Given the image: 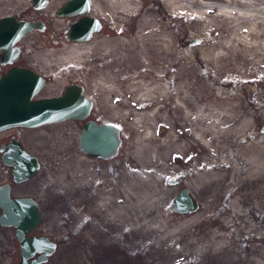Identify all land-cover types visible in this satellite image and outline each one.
Wrapping results in <instances>:
<instances>
[{
    "label": "bare ground",
    "instance_id": "obj_1",
    "mask_svg": "<svg viewBox=\"0 0 264 264\" xmlns=\"http://www.w3.org/2000/svg\"><path fill=\"white\" fill-rule=\"evenodd\" d=\"M91 1L90 11L96 12L91 15L97 18L102 7L97 5V0H94V5L93 0ZM65 2L49 0L47 6L34 10L27 0H0V13L10 12L7 13L8 16L15 18L16 11L21 10L22 13L27 12L29 18L43 17L49 21V31L52 34H61L66 28L65 18L75 16L57 15L58 7ZM104 2L113 5L111 18L115 22L112 25L114 28L119 21L128 22L135 17L129 33L124 34L119 28L117 31L115 28L105 35H96L98 31H95L89 39L82 41H69L64 37L57 42L64 45L59 50V58L91 62L90 57L95 62L88 66L91 69L101 65L104 56L112 57L113 61L100 69L110 71L111 79H103L104 82L101 80L99 83L105 91L111 93V98L105 96L104 100L115 115L124 119L132 118V130L130 133L125 132L126 137L131 138L132 151L127 158L132 163L114 161L109 168L96 174L90 166L83 163L82 157H74L69 149L63 159L70 169L65 171L78 176L69 188L72 193L70 199L64 200L67 199V204L78 210L76 215L77 218L80 217V221L77 228L86 230L94 219H98L102 228H122L133 231L135 236H140L141 232L156 231L158 243L174 237L177 232L192 224L191 219L179 220L170 228L172 224L168 222L171 218L167 212L152 216V212L149 214L156 202L161 205L160 201L164 202L173 196L174 189L163 187L159 180L162 174H174L177 169L174 162L179 161L183 155L187 154L185 158L198 156L196 161L188 159L189 163L185 168L189 179L185 177L186 180L182 182L184 188H212L213 184L220 183V190H227L229 183H235L241 176L257 180V176L264 173V151L258 142H239L244 134L253 130L255 121H264V0H211L209 4H201V0H168L171 10L178 7L190 10L192 5L197 7L201 4L193 15L198 27L188 30L205 31L208 36L202 44L191 47H185L184 36L179 35L178 29H172L169 24L164 23L156 15L154 8L147 7L141 12L137 0ZM245 8L246 11H243ZM214 11L216 14H212ZM225 16L237 18H234L232 24H228ZM210 23L214 25L212 28L208 27ZM62 28L64 29L60 30ZM36 29L27 31L20 38L39 45L40 37L33 32ZM44 33L39 32L41 37ZM214 36L220 39L216 40ZM49 44L54 43L49 41ZM55 50L57 49H43L38 55L47 56ZM89 54L92 55L87 56ZM125 58L130 63L132 72L128 76L121 75L122 79L138 77V70L143 73L138 79L124 83L125 89H122L116 86L113 71L126 62ZM45 69L42 71H46ZM239 72L240 81L254 83L256 87L245 89L238 86L230 89L231 76ZM79 85L84 87L83 84ZM53 89L46 87V91ZM144 100L150 104L148 110H142L145 102L141 101ZM154 121L166 125L167 132L163 135L154 133ZM59 139L66 142L70 137L64 132ZM197 147L200 149L197 150ZM120 164V174L116 175V171L111 169ZM255 186L257 193L263 185L257 180ZM237 188L236 192L229 189L226 195L225 204L229 207L230 215L233 221L240 220L244 232L254 230L259 235L262 231H255L250 216L243 208L248 194L242 193L241 186ZM187 189L197 200L190 189ZM250 207L251 210H259L260 205L255 202ZM195 212L197 211L183 215L189 216ZM91 213L96 218H92ZM86 231L84 235H88ZM194 236L195 231H191L176 251L188 250L189 253L197 254L206 248L215 249L226 244L217 236L210 238L208 243H199ZM225 263H237L230 250ZM248 263L264 264V259L252 254L245 262Z\"/></svg>",
    "mask_w": 264,
    "mask_h": 264
},
{
    "label": "rangeland",
    "instance_id": "obj_2",
    "mask_svg": "<svg viewBox=\"0 0 264 264\" xmlns=\"http://www.w3.org/2000/svg\"><path fill=\"white\" fill-rule=\"evenodd\" d=\"M167 1L168 0H137L141 6V12L147 7H152L155 9L156 15H158L164 23L169 24L172 29H178L179 35L184 36L185 47L202 44V41L208 36L207 32H192L188 29L195 30L198 27L197 22L194 20L195 17L193 16L194 10L200 8L201 4H209L211 0H201L199 6L196 7L192 5L190 10L181 9L179 7L175 10H171L168 7ZM96 2L98 3L97 5H101L102 7L101 12L99 14L97 13V18L101 21V28L96 35H105V33H110L115 30V28L116 31L117 28H119L124 34L129 33V30H131L134 25L135 17L128 22L119 21L114 28L112 25L115 22L111 18L113 5L104 2V0H97ZM27 3L30 5V0H27ZM243 11H246V8L243 9ZM16 12L22 13L21 10ZM7 13L10 12L5 11L0 13V15ZM91 13L96 14V12L89 10L88 14L93 16ZM212 14H216V11ZM226 18L228 19H226L225 22L232 24L234 18H237V16H228ZM213 26L212 23L208 25L209 28ZM49 27L50 23L47 28L48 33L45 32L43 37H41L39 32L36 33V35L40 37L38 42H41L37 46L30 44L25 38L21 39L23 49L20 62L33 67L46 78V84L37 94V97L57 96L61 94L70 83L83 84L87 96L93 100V107L87 118L95 119L98 122H110L116 125L119 128L121 143L116 154L110 158L88 157L79 150L77 144L78 135L84 121L80 122L70 119L33 128H10L0 132V146L8 143L12 136L18 138L29 152L37 155L41 164L39 170L31 179L15 184L11 181L10 169L2 164L0 158V184L10 182L14 195L31 196L36 199L39 204L41 220L36 228L32 230V233L47 236L57 244L55 251L49 256L48 260L42 264H227L225 263V257L229 250L232 256L237 259L236 264H245L252 254H257L261 259H264V173L257 176L258 182L263 185L258 189L257 193H255V184L257 182L255 179L248 180L241 176L235 183H229V181L226 180V182L229 183V187L227 188L236 192L238 189L237 186H241L242 193L248 194V196H246L247 200L244 202L246 204L243 203V208L250 216L249 218L254 224L255 231L257 229L262 231V233L260 232V234L257 235L254 233V230L251 232H244V229L239 223L240 220L238 221V219H235V221H233L229 207L225 204L229 189L220 190V187H222L220 183L213 184L212 188L202 187L194 189L191 186L187 187L199 202V208L194 214L184 216L185 214H177L172 210V198L185 187L182 182L185 181V177H187V170L185 167L188 166V159L191 158L196 161L198 157L189 156V158H185L187 154L179 158V161L174 162L176 163V165H174L177 169L174 171L173 175L167 174L165 176L162 174L160 176V185L174 189L173 196L164 202L160 201L161 205H157L158 202H156L149 212V214L152 212L151 216L157 213L167 212L169 218H171V221L168 222L172 224L170 228L175 226L179 220H192V224H189L188 227L177 232L174 237L156 243L158 237L156 231L151 230L147 233L141 232L140 236H135L133 231H125L122 228L108 230L102 228L103 225H100L98 219H94L93 223L87 226L86 230L88 231V235H84L86 231L84 228H77V224L80 221V217L77 218L76 215L78 210H76V207L67 204V199L64 200V198L70 199L72 193L69 188L74 183V178L78 175H74L70 171H65L69 170L70 166L65 163L63 158L70 149L74 157L76 155L82 157L83 163L90 166L96 174L109 168L114 161H121L122 164L127 163V161L128 163H132V161L127 158L128 153L132 151L130 144L131 138L128 139L125 135V132L130 133L132 130L130 127L132 118L124 119L121 116L115 115L114 111L107 106L104 100L105 96L111 98V93L105 91L99 82L103 79H111V74L110 71H100V69L102 66L111 63L113 61L112 57L109 58V56H104L101 65H96L95 67H91V69H89L88 66L95 62L94 60L92 61L90 57L89 59L91 62L78 59H72L70 61L60 59L59 50L62 49L64 45L62 43L49 44V41L55 37V35L49 31ZM214 38L216 40L220 39L218 36H214ZM51 48L57 50L47 56L43 54L38 55L41 50ZM91 55L92 54H89L87 56ZM48 61L49 64L47 63ZM124 61L126 62L113 71L115 72L113 77L116 79V86L118 85L122 89H125L123 88L124 83L128 84L134 79H138L143 73L138 70V77L124 78L125 80L122 79L121 75L128 76L132 72L128 60L125 58ZM43 69L46 71H42ZM240 76V72L231 76L230 89H234L238 86L245 87V89L256 87L254 83H244L240 81ZM46 87H53L54 89L52 91H46ZM141 102H145L143 103L144 109L142 110H148L150 106L149 102L146 100ZM255 123L253 130L244 134L242 141L239 142L244 144L252 140L257 141L261 150L264 151V127H262L264 121H255ZM153 131L158 135H163L167 132V126L154 121ZM64 132L70 137L66 142L59 139V136ZM198 148L200 149V147H197V150ZM194 153H196V151ZM121 167L122 165L120 164L119 167L113 170L111 169V171H116L115 174L119 175L120 172L118 170ZM171 180H173V183H170ZM91 187L92 185L89 188ZM253 197L256 199L254 200ZM255 202H258L260 205L259 210H251L250 204H254ZM90 215L92 218H96L92 213ZM191 231H195L194 237H196L199 243H208L210 238H216L217 236V238L223 239L227 245H220L215 249L206 248L197 254L189 253L188 250L177 252L176 248L186 241ZM0 236H2V238H0V245L4 248L0 257V264H18L19 254L16 251L18 245L17 241L14 240L13 228L1 226Z\"/></svg>",
    "mask_w": 264,
    "mask_h": 264
},
{
    "label": "water",
    "instance_id": "obj_3",
    "mask_svg": "<svg viewBox=\"0 0 264 264\" xmlns=\"http://www.w3.org/2000/svg\"><path fill=\"white\" fill-rule=\"evenodd\" d=\"M35 8L45 5V0H32ZM91 0H67L57 11L58 16L81 15L71 24L69 39L87 40L101 28L99 20L89 16ZM43 26L36 22L16 21L11 16L0 18V60L11 62L8 55L15 54L11 45L23 34ZM45 79L35 70L14 67L0 76V132L12 127H38L67 119L84 121L78 136L79 149L98 158L114 156L121 143L119 128L110 122L87 119L93 102L85 94L83 86L67 85L58 96L37 98ZM264 130V128H263ZM1 162L11 168V179L21 183L31 179L40 168L37 155L27 151L18 138L0 146ZM173 183V180L170 181ZM0 225L14 227L20 244L19 264H41L48 260L56 249V242L47 236L27 235L41 220L37 201L31 196L13 197L10 183L0 184ZM199 208L187 188L181 189L172 200V209L181 214L191 213ZM37 254V258H29Z\"/></svg>",
    "mask_w": 264,
    "mask_h": 264
},
{
    "label": "flooded vegetation",
    "instance_id": "obj_4",
    "mask_svg": "<svg viewBox=\"0 0 264 264\" xmlns=\"http://www.w3.org/2000/svg\"><path fill=\"white\" fill-rule=\"evenodd\" d=\"M46 1V5H44V6H42V7H45V6H47V3H48V1L49 0H45ZM31 3V6H32V8L34 9V10H36L37 8H35L34 6H33V3H32V1L30 2ZM42 7H40V8H42ZM60 8V7H59ZM39 9V8H38ZM9 14H4V15H0V18H2V17H5V16H8ZM14 17H15V19L16 20H27L28 22H36V23H40L42 26H43V28L42 29H36V30H34L33 32H40L41 33V31L42 32H46V30H47V28H48V25H49V21L47 20V19H45V18H41V17H33V18H29L28 17V13L27 12H23V13H16L15 15H14ZM81 18V15H75V16H72V17H66L65 19H66V28L63 30V32L61 33V34H55V37L52 39V40H50V42L51 43H54V44H56L57 42H60L61 41V39L62 38H64L65 37V39H67V40H69V41H72V40H70L69 39V37H68V35H69V31H70V27H71V24L74 22V21H77V20H79ZM48 31V30H47ZM32 33V32H31ZM23 38V37H22ZM22 38H19L16 42H14L12 45H11V49H12V51L13 50H15L16 52H15V54H10V55H8V58L10 59V60H12L11 62H7V63H1V60H0V72H1V74H0V76L1 75H3L5 72H7L8 70H10V69H12V68H14V67H27V68H30V69H32V70H35L36 72H38L36 69H34L33 67H31V66H28V65H25V64H23L22 62H20V58H21V54H22V49H23V47H22V45H21V39ZM0 55H1V50H0ZM43 76V75H42ZM44 77V79H45V84H46V78H45V76H43ZM45 84L43 85V87L45 86ZM42 87V88H43ZM41 88V89H42ZM41 91V90H40ZM97 121V120H96ZM12 128H16V127H12ZM10 129V128H9ZM15 137H11V139L9 140V142L12 140V139H14ZM8 142V143H9ZM7 144V143H6ZM9 168V167H8ZM10 169V168H9ZM10 177H11V169H10ZM12 191H13V188H12V186H11V183H10V195L11 196H14V197H18V196H16V195H14L13 193H12ZM0 213H1V208H0ZM2 225H0V227H1ZM3 227V226H2ZM11 228H13V235H14V240H16L17 241V245H18V247H17V249H16V251L18 252V254H19V261H20V244H19V241L17 240V237H16V234H15V228L14 227H11ZM27 235H34V236H40V235H36V234H33L32 233V231H30V232H28V233H26ZM0 238H2V236H0ZM2 250H4V248H2L1 247V245H0V257H1V255H2V253H3V251ZM15 251V252H16ZM35 258H37V254L36 255H34V256H32L31 258H29V261H31L32 259H35ZM19 261H18V264H19Z\"/></svg>",
    "mask_w": 264,
    "mask_h": 264
}]
</instances>
